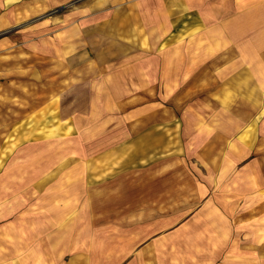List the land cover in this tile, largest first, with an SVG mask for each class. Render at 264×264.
Wrapping results in <instances>:
<instances>
[{"label":"rangeland","instance_id":"374dc122","mask_svg":"<svg viewBox=\"0 0 264 264\" xmlns=\"http://www.w3.org/2000/svg\"><path fill=\"white\" fill-rule=\"evenodd\" d=\"M0 264H264V0H0Z\"/></svg>","mask_w":264,"mask_h":264}]
</instances>
